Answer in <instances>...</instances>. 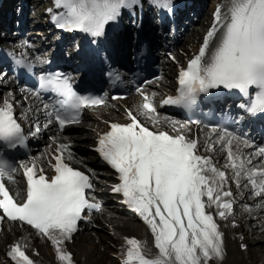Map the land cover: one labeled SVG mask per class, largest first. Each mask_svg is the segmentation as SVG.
<instances>
[{
    "label": "snow or ice",
    "instance_id": "snow-or-ice-1",
    "mask_svg": "<svg viewBox=\"0 0 264 264\" xmlns=\"http://www.w3.org/2000/svg\"><path fill=\"white\" fill-rule=\"evenodd\" d=\"M150 3L170 11L172 0ZM137 6H141L140 0H54L58 11L51 19L59 29L85 33L96 44L106 37L107 28L118 22L122 10L134 11ZM20 47L31 49V44L22 41ZM99 54L108 61L106 52ZM6 57L19 69L33 71L34 65L26 53L17 56L11 51ZM40 63L50 62L45 59ZM113 75L116 80L121 79L118 72H109L110 78ZM37 81L33 96L50 91L59 100L51 106L42 103V109H37L44 114L42 125L39 116L23 115L24 120H35L28 125L27 134L16 115L14 95L6 93L0 102V149L5 150L0 151V221L6 218L27 224L51 242L59 264H74L66 242L79 231L85 210L99 207L88 197L94 177L70 163L74 159L70 144L60 142L56 134L49 138L54 146L48 160L52 175H46L35 158L20 161L18 167L26 177V189L23 197L17 199L20 194L14 196L5 183L14 181L17 171L7 150L27 147L29 136L35 137L51 127L62 132L66 126L79 123L85 108L102 105L105 100L77 91L72 75L64 71L42 72ZM177 81L176 94L166 96L162 105L190 110L201 94L223 89L238 94L242 101L238 107L246 116H264V0H221L215 6L198 53L186 66L179 67ZM136 91L143 101L138 111L129 109L125 123H111L107 131L99 134L95 148L117 174L119 182L112 191L122 194L127 206L143 220L157 250L151 254L146 251V241L125 236L122 264H222L224 232L216 217L229 220L234 215L235 200L228 181H235L237 187L250 186L251 194L264 200V146H255L227 126L212 127L203 143L198 137L186 136L175 120L170 121L171 134L150 128L140 117L149 124L158 123L154 94L149 96L139 87ZM217 145L226 156L223 169L211 155L200 152L201 147L205 153L215 152ZM251 148L255 151H243ZM254 158H259L258 165L253 164ZM242 179L247 183L242 185ZM258 207L264 210V203ZM26 247L17 241L7 256L14 264H34Z\"/></svg>",
    "mask_w": 264,
    "mask_h": 264
},
{
    "label": "bare ground",
    "instance_id": "bare-ground-1",
    "mask_svg": "<svg viewBox=\"0 0 264 264\" xmlns=\"http://www.w3.org/2000/svg\"><path fill=\"white\" fill-rule=\"evenodd\" d=\"M192 2L191 6L186 10L183 11L182 16L185 17V20L188 18H192V13L197 12L199 13L202 10V1L200 0H190ZM11 2L16 3L17 0H6L4 3L5 6L11 4ZM221 0H216L214 7L208 11L204 12L206 16L200 17L201 19V27L196 29L195 27L192 31L183 37V43H176L173 42L172 45H180V49H184V54H178L181 60H184L189 55H192L202 43V38L206 34L208 28L210 27L212 20H213V12L215 6L220 3ZM143 8L146 11V17L149 19V16L155 10V6L150 3V0H142ZM188 5V4H187ZM35 2L30 1L24 7V9H36ZM54 8V5L53 7ZM2 14V9H1ZM35 17H37L35 15ZM163 71L161 75L163 76V81H167L168 84L171 83L173 78V67L170 62L165 61L163 62ZM160 81L159 83H161ZM2 84L4 86H9V82L3 81ZM162 84V83H161ZM163 84H165L163 82ZM6 93H12L15 97V108L19 111L20 114L25 115L30 113L28 109L29 105L32 104L30 99H25V97H17L16 92L13 89L6 90ZM5 93V94H6ZM5 95L0 97V102L3 101ZM21 101V104L19 103ZM129 103V101H127ZM119 110H122L121 105H118ZM97 113L92 111H86L83 115L82 121L79 122L78 125H73L70 127L65 133L67 135L58 134L60 142H65L70 144L71 152L73 153L74 161L78 160L81 163H86L94 158V155L90 153L87 149L81 152L80 154H75L77 147L76 146H84V145H91L93 143V135L92 128L88 126L93 123V125L97 127L98 131H104L108 129V125L104 123L98 122L97 115H101L104 118H107L110 121H114L117 118H125L122 114L107 107L106 105L96 109ZM158 123H156V128L158 129H167L171 131L170 121L162 117V115H158L157 117ZM179 125L182 126V132L186 136L193 137V126L188 125L185 122H179ZM50 129V128H49ZM51 131V130H50ZM210 131H205L201 134V142L203 143ZM51 133V132H50ZM56 135V134H55ZM44 142V146L42 148V153L44 155L53 151L54 146L52 145V141L46 140V138L41 139ZM245 150V149H243ZM201 154L211 155L213 162L217 164L218 167L223 169V166L226 163V156L225 153L219 150V145H217V150L212 153H205L204 148H200ZM214 154L218 155L214 157ZM37 160H42L40 156L37 157ZM72 160V161H73ZM219 161V162H217ZM227 174L229 176L232 175L231 169L227 170ZM14 181H10V186L12 187L15 194L21 193L24 186L21 184L20 175L16 173L14 175ZM233 181H228V186L231 187L233 190ZM23 186V187H22ZM249 193H251L250 189H247ZM106 198V197H105ZM259 199L253 197L252 203L255 204L251 210L246 215L234 212V215L229 220H220L217 216V222L221 225V230L224 232V240H225V256L223 259L222 264H259L258 259L256 258L260 253L259 256L262 257L261 261L264 264V235H260L258 232L264 233V210H261L258 207ZM264 203V201L262 202ZM261 203V204H262ZM114 213H121V207L118 205L114 206L113 209ZM116 211V212H115ZM210 211L214 212V209H210ZM260 213V217H256ZM105 218V217H104ZM103 218V219H104ZM101 218L99 217L95 223L90 227L91 232L86 235L84 238L88 239L82 240V243L79 240L74 245V264H118L117 256L122 255L123 248L122 245L124 243L125 236H138L143 240L146 241V251L151 254H155L157 250L153 245V238L151 235L150 230L147 228L145 223L140 226H135L131 221L118 216V215H108L106 216L107 222H109V230L113 231L110 234L107 230L106 226L103 224ZM252 219L258 220L255 226L253 224H249ZM233 220L235 221V226L233 225ZM255 223V222H253ZM244 231H247V236L242 238V235L245 234ZM3 237H0V253L5 254L8 252L10 246L17 241H21L22 244H26V251L29 255L34 259V264H59L56 259V254L53 248L49 245V243L45 240L44 237L38 235L35 231H33L29 227L20 226L18 223L8 222L6 224L5 231L2 232ZM256 235V237L251 236ZM241 244L247 245V249H242ZM105 247V252L100 254L99 251L96 250L97 247ZM39 249L43 253H47L46 258H42L35 254V251ZM263 250V253L261 251ZM46 255V254H45ZM260 257V258H261ZM213 264H217V262H213Z\"/></svg>",
    "mask_w": 264,
    "mask_h": 264
},
{
    "label": "rangeland",
    "instance_id": "rangeland-1",
    "mask_svg": "<svg viewBox=\"0 0 264 264\" xmlns=\"http://www.w3.org/2000/svg\"><path fill=\"white\" fill-rule=\"evenodd\" d=\"M210 1L211 0H206V3H207V5H209V3H210ZM47 2H50V0H39L38 2H36V4L35 5H38V8H37V14H41V15H44V10H45V8L47 7ZM46 6V7H45ZM201 27V22H199L198 21V24L196 25V28H200ZM92 125V124H91ZM89 128H92V132L94 133V131L96 130V127H93V126H88ZM94 139V138H93ZM90 145H84V146H76L77 147V149H76V151L77 152H79V153H81L82 152V150L84 149V148H87V147H89ZM90 151V150H89ZM215 157H216V155H214ZM238 194H239V197H241L242 196V193H241V189L238 191ZM244 196H245V194H244ZM238 212L240 213V214H247L249 211H247V208L245 207V205H243V204H241L240 206H238ZM112 214H114L113 212H111V211H106L105 213H102L100 216H101V218H102V222H103V224L105 223L104 221H106L107 219H106V216H108V215H112ZM115 215H117V214H115ZM105 217V218H104ZM124 218H126L127 220H130L131 222H133V220L131 219V217H127L126 215H124L123 216ZM104 218V219H103ZM253 222H255V219H252L251 221H250V224H253ZM108 224L109 223H106V232H107V230H108V232L110 233V234H112V232L113 231H111V230H109L108 228ZM255 224V223H254ZM90 233V231L88 230V231H85L83 234H81L78 238H77V241H76V243L77 242H79V240L81 241L86 235H88ZM259 234L260 235H264V233H261V232H259ZM251 237H256V235H254V236H251ZM85 239V238H84ZM85 240H88V239H85ZM85 240H82L81 242H79V243H82L83 241H85ZM75 244V243H74ZM74 246V245H73ZM96 250L97 251H99L100 252V254H103L104 253V251H105V247H97L96 248ZM261 253H263V250L261 251ZM46 254V255H45ZM44 255H43V257H47V253H45ZM260 255V253H257L256 255ZM257 256L256 258L258 259V261L257 262H259V264H262V261H261V259H262V257L261 256ZM261 257V258H260ZM257 264V263H256Z\"/></svg>",
    "mask_w": 264,
    "mask_h": 264
}]
</instances>
